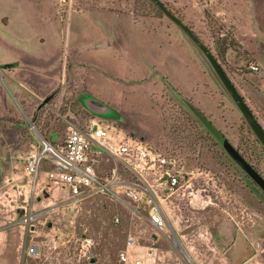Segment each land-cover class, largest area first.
Wrapping results in <instances>:
<instances>
[{
    "label": "rangeland",
    "instance_id": "374dc122",
    "mask_svg": "<svg viewBox=\"0 0 264 264\" xmlns=\"http://www.w3.org/2000/svg\"><path fill=\"white\" fill-rule=\"evenodd\" d=\"M161 1L217 56L253 113L262 116L263 123L258 120L264 127V0ZM95 7L132 13L139 23L134 25L136 40L129 49L135 58L124 63L126 50L119 47L117 56V47L107 45L89 62L73 53L82 63L69 57L65 70L69 77L77 72V83L61 98L56 95L59 86L34 96L38 89L33 82L45 67L19 69L16 61L2 62L16 63L0 73L7 74L3 82L14 91L10 93L14 103L8 97L9 101L22 115L14 126L11 117L0 121V264H124L118 253L128 233L135 236L133 249L143 264H264L262 190L179 97L202 111L235 146L242 144L264 177V152L253 141L255 135L243 116L200 52L154 1L58 0L55 18L62 24L73 23L75 13ZM16 8L0 0V15ZM227 45L222 60L217 49ZM46 46L43 51L51 52L53 45ZM68 46L63 48L66 57L67 51L72 52V44ZM251 62L259 64L257 72L249 70ZM51 93V99L40 105ZM85 94L110 108L111 115L104 118L86 109L81 102ZM94 117L176 158L179 187L173 193L156 189L165 227L156 229L148 220V206L124 195L122 199L106 194L71 198L68 187L40 184L27 202L23 200L18 192V185L25 182L23 158L39 145L27 124H34L38 135L55 145L64 141L71 125L85 128ZM44 165L43 171L48 166L45 161ZM97 171L102 177L116 171L118 177L137 178L120 159L109 155L99 159ZM145 178L153 183L150 171ZM84 237L92 239L90 246L82 247Z\"/></svg>",
    "mask_w": 264,
    "mask_h": 264
},
{
    "label": "built area",
    "instance_id": "2783aa9c",
    "mask_svg": "<svg viewBox=\"0 0 264 264\" xmlns=\"http://www.w3.org/2000/svg\"><path fill=\"white\" fill-rule=\"evenodd\" d=\"M248 68L257 72L259 64L251 62ZM99 119L91 118L85 128L71 125L64 141L55 145L38 135L35 125L30 124L39 145L23 158L25 182L18 185V192L24 196L25 202L40 184L56 189L68 187L71 198L106 194L122 199L121 195H124L130 201L148 206V220L156 229L165 227L167 219L156 189L173 193L179 187L181 173L176 158L152 149L142 139ZM103 155L120 159L124 169L131 171L137 177L136 180L118 177L116 171L114 175L102 177L97 165ZM44 161L48 166L43 171ZM149 171L153 183L145 178ZM164 175L165 178L161 180ZM91 243L90 237H84L81 242L82 247L90 246ZM134 245L135 236L128 233L125 246L118 253L122 263L143 264L142 256L135 254Z\"/></svg>",
    "mask_w": 264,
    "mask_h": 264
},
{
    "label": "crops",
    "instance_id": "0c3cea01",
    "mask_svg": "<svg viewBox=\"0 0 264 264\" xmlns=\"http://www.w3.org/2000/svg\"><path fill=\"white\" fill-rule=\"evenodd\" d=\"M2 1H4V5L10 4L17 8L15 10L7 9L0 15V63L16 61L19 63V69H23L24 65L31 66L32 70L37 67H45L37 82H33V85L38 89L34 96L45 95L59 86L56 95L61 98L69 90V87L77 83V72L74 70L73 75L69 77L65 70L68 58L74 57L73 53L79 52L81 59L84 58L86 62H89L101 54V49H104L103 45H107L113 46V48L117 47V56H120L119 47L126 50L122 58L124 63L135 58L134 56L130 57L129 50L136 40L134 25L138 23L132 13L124 14L115 10L95 7L75 13L72 17L73 23L62 24L55 18L58 0ZM142 31L145 32L147 29L144 28ZM71 38L73 41H70ZM57 43H61L63 48L64 45L72 44V52L66 50V57L63 48L60 46L58 49ZM46 44L53 45L51 52L43 51L41 48L49 46ZM98 45L100 46L98 47ZM82 50H87L88 54L81 55ZM144 52L146 53V50ZM73 59L82 63L77 57ZM3 77H7L4 71L0 73V121H7L11 117V121L16 122L20 120L22 114L18 108L16 112L10 103L9 98L13 101L10 93L14 94V91L8 90L3 82ZM83 84L88 86L85 81ZM16 92L23 95L19 91ZM92 95L96 96L95 93ZM254 111L257 114L255 109ZM258 118L263 123L262 116L258 115ZM2 231L0 229V233Z\"/></svg>",
    "mask_w": 264,
    "mask_h": 264
},
{
    "label": "water",
    "instance_id": "95a60500",
    "mask_svg": "<svg viewBox=\"0 0 264 264\" xmlns=\"http://www.w3.org/2000/svg\"><path fill=\"white\" fill-rule=\"evenodd\" d=\"M161 9V11L178 26V28L186 35L190 42L196 47L200 52L202 57L207 62L211 71L217 78L218 82L225 90L227 95L230 97L232 103L235 105L237 110L241 113L250 130L255 135L256 139L259 141L261 146L264 148V127L259 122L256 115L253 113L247 102L245 101L243 95L236 88L229 75L224 70L217 56L210 50V48L190 29L183 20H181L176 14H174L161 0H152ZM16 63H0V69H4L15 65ZM53 93L44 97L40 105L47 103ZM85 100L81 99L82 104L86 109L91 111L96 116L109 117L111 115V109L103 107V103L99 101L96 97L85 94ZM185 108L197 119V121L206 128L218 141L223 150L229 156L231 161L244 172L252 181L262 190L264 194V177L258 172V170L251 165L240 153L237 147L224 135V133L200 111L197 107L192 105L185 98L179 97ZM29 127L30 124H27ZM165 175L161 178L163 180ZM43 196L48 197L49 192L43 191ZM18 213L21 215L24 210L17 209ZM50 225V223H49ZM156 238L155 235H152Z\"/></svg>",
    "mask_w": 264,
    "mask_h": 264
},
{
    "label": "trees",
    "instance_id": "16d2710c",
    "mask_svg": "<svg viewBox=\"0 0 264 264\" xmlns=\"http://www.w3.org/2000/svg\"><path fill=\"white\" fill-rule=\"evenodd\" d=\"M229 47V45H227L226 47H220V48H218L217 49V51H218V55L221 57V59L222 60H224V55H225V51H226V48H228ZM250 132V131H249ZM43 135L46 137L47 136V131H44L43 132ZM188 138V136H185V137H183V139H181V140H183V142L185 141V139H187ZM253 141L254 142H256L257 144H260L259 142H258V140L253 136ZM186 143V142H185ZM244 144V146H245V143H243ZM188 146V145H187ZM237 149L240 151V153L243 155V157L251 164V165H253V163H252V160H251V158H250V156L247 154V153H245V147H243V145L242 144H238L237 146ZM260 149L264 152V149H263V147L262 146H260ZM254 167H256V166H254Z\"/></svg>",
    "mask_w": 264,
    "mask_h": 264
},
{
    "label": "flooded vegetation",
    "instance_id": "af4514ba",
    "mask_svg": "<svg viewBox=\"0 0 264 264\" xmlns=\"http://www.w3.org/2000/svg\"><path fill=\"white\" fill-rule=\"evenodd\" d=\"M16 122H19V120H17ZM11 123H12L11 125H13V126L16 125L14 122H11ZM17 212H18V211H17ZM22 214H23V213H22Z\"/></svg>",
    "mask_w": 264,
    "mask_h": 264
}]
</instances>
